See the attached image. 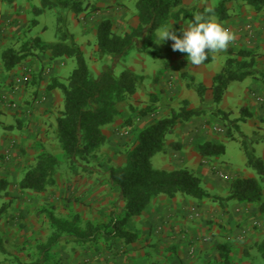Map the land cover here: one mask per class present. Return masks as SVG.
<instances>
[{"label":"trees","instance_id":"trees-1","mask_svg":"<svg viewBox=\"0 0 264 264\" xmlns=\"http://www.w3.org/2000/svg\"><path fill=\"white\" fill-rule=\"evenodd\" d=\"M13 0H10L12 2ZM40 6L32 12L39 16L48 9L59 8L62 12H71L75 17L86 11L100 10L89 0H39ZM216 3L206 6L184 4L183 0H136V16L138 25L129 31L117 33L111 19L99 22L96 31L97 55L99 59H112L111 65H104L101 73L94 77L91 73L81 48L74 42L73 35L64 27V13L58 17V41L46 43L39 37L30 38L20 50L13 47L5 48L0 57L4 71H11L22 61L39 54H49L52 59L75 58L76 68L66 82L54 78L50 88L58 89L63 99L60 115L55 120V140L62 152L63 160L71 165L88 162L97 158L98 152L107 143L104 130L114 122L119 113L118 106L128 102L138 91L145 90L144 76L130 69H124L119 75L114 72L115 63L128 56L134 49L138 52L152 54L153 36L159 28L170 26V22L191 23L195 15L216 18L219 22L227 21L234 16L233 10L240 6H249L254 12L264 11V0H205ZM109 8V6H106ZM35 18L32 27L37 26ZM178 26L177 28H181ZM141 39L142 44L137 46ZM224 66L213 78L210 86L194 81L193 77L183 74L186 88L193 90L199 97L200 106L192 108L188 101H183L179 110L170 112L158 118L152 124L142 128L132 147L125 150L126 162L121 166L109 168V182L119 191L123 207L119 211H111L109 221L105 224L87 222L82 224L79 217L65 220L45 211L49 222L50 234L43 243L37 245L38 258L29 264H45L48 253L61 243L85 244L98 240L105 243L119 240L133 243L137 239L135 232L129 229L131 220L140 217L151 203L159 198L174 199L178 195L196 200H210L219 203L224 208L229 202L250 204L264 211V189L253 178H236L230 182L229 193L226 197L212 195L202 184L201 178L187 168L156 169L152 158L165 152L168 137L173 135L176 128L183 123L205 115L208 111L224 122L227 126V136H233V130L240 131L239 123L245 122L250 112L241 108L239 118H231L230 112L217 107L233 82H241L247 78L257 80L264 90V70L256 65L254 54L248 50L227 51ZM202 64L209 65L215 60L216 53H207ZM40 73L39 80H42ZM40 83V82H39ZM211 92L214 107L205 103L207 92ZM210 108V110H208ZM143 110L142 114H147ZM4 124L0 121V128ZM233 138V137H232ZM241 145L246 154L247 165L264 177V162L255 154L254 144L264 141V135L254 132L251 137L241 133ZM179 149V143H170ZM223 143L205 141L199 145L202 157L213 158L225 154ZM60 158L53 152L43 149L37 153L34 161L24 171L19 181L21 191L40 194L56 184V172L61 166ZM9 182L0 178V222L8 214L11 203L3 201L7 198ZM256 249L264 262V240L257 243ZM221 256L225 264H229L227 248L221 247ZM0 251L4 252L0 237ZM22 264V263H21Z\"/></svg>","mask_w":264,"mask_h":264},{"label":"rangeland","instance_id":"rangeland-1","mask_svg":"<svg viewBox=\"0 0 264 264\" xmlns=\"http://www.w3.org/2000/svg\"><path fill=\"white\" fill-rule=\"evenodd\" d=\"M13 0H0V4L12 5L15 3ZM116 5L122 7L126 5L128 7V14L131 15L132 21L136 16V0H126L120 2V0H113ZM35 6H40L39 0H34ZM108 0H103V3ZM90 3V0H89ZM216 1L206 2L205 0H185V4L189 6L198 5L200 7L206 6L211 8ZM105 6H109L105 4ZM110 8V6H109ZM64 13L65 24L64 27L73 35L74 42L78 45L84 53L86 63L93 74L97 77L104 65H111L112 59L105 57L99 59L95 47H96V34L93 32H85L82 23L77 20L73 13L62 12L59 8L48 9L39 16H36L32 12V17L29 18L28 32L30 30L31 22L35 18L38 19V26L32 27L31 35L39 37L43 42L51 43L58 41V17ZM234 16L227 21L219 22L215 17L214 19L224 28L229 21H233L236 25H241L246 22V19L253 18L252 15H256L254 10L249 6L236 7L233 10ZM135 15V16H134ZM249 15V16H248ZM260 15V14H259ZM186 24L187 22H183ZM179 23L170 22V26L176 31L177 35H181V28H177ZM131 28L120 29L115 26L117 33H123L129 31ZM160 29V28H159ZM158 29V30H159ZM156 30L153 36V45L150 48L152 54L138 52L134 49L128 56L119 59L114 66V72L119 75L124 69H130L134 72L144 76V88L143 91H138L128 102L121 103L118 106L119 113L114 119V122L107 126L105 130L113 132L116 140L112 138L107 139V143L98 152L97 158H93L87 162H79L76 165H71L69 162L63 160L62 152L55 140H52L53 148L51 152L55 153L61 160V166L56 172V184L52 187H48L46 191L40 194H34L31 192L21 191L19 189V181L23 177L24 171L33 163L37 153L29 150L18 151L16 154H10V160H1L2 164L13 163L8 169V166L3 172H0V178H5L9 182L8 197L3 201H10L11 207L8 214L0 222V237L2 239V246L4 252L0 251V264H29L34 262L38 258L37 245L43 243L50 234L49 222L46 218L45 211L51 210L54 214L65 220H72L78 216L82 224L91 222L94 224H105L109 221L110 213L112 210L119 211L123 207L119 191L113 188L109 182V168L114 166H121L126 162L125 150L132 147L135 142L138 132L146 126L155 122L158 118L170 114V112L179 110L182 106V102L171 104V108L162 103V98H159L157 94L153 93L154 84L158 82V76L167 72V66L169 63V54L172 51V41L168 40L164 43H158L156 36ZM231 33V32H230ZM233 39L229 43V46L223 50L216 52L215 60L209 64L194 65L190 62H186L185 66L179 69L181 77L176 84L173 83V90L179 91L182 88H186V80L183 78V74L188 77H193L197 83L211 85V76L220 72L227 58V50L232 48L234 52L239 50H248L253 52L254 59L258 68L263 69L264 66V54L256 53L255 50H250L244 43L241 44L242 38L248 37V35H234ZM23 43L16 42L11 46L16 50H20ZM142 44V40L137 41V46ZM7 48V47H6ZM5 48H3L1 53ZM31 58V57H29ZM54 66L58 68L62 67L61 76L64 82L67 81L73 70L76 68L75 58H65V61L58 59L54 62ZM189 64V66H187ZM0 65L2 67L1 61ZM3 68V67H2ZM168 73L164 74L165 76ZM164 76V77H165ZM254 81V82H252ZM253 83L255 89L253 92L257 93L256 96L258 103L262 110H264V94H260L259 83L257 80L247 78L241 82H233L224 97L222 103L217 105L218 108L225 106L232 110L231 118H239L240 110L242 106H246L249 112H252V117L246 119L245 122H240V131L233 130V138L227 136V126L222 120L215 118L211 111H208L205 115L196 117L194 120L198 124L201 120L209 119L205 123L207 126H212L214 119L219 120L220 126H212L215 133L222 135L220 142L225 145V154L218 158V164L220 170L233 177L253 178L257 180L264 189V177L260 176L256 170L247 165L246 154L241 145V133L249 137L254 132L260 135H264V120L253 125V121L261 119V111L255 109V103L248 98V88ZM210 92V91H209ZM187 94L193 103L199 102V97L195 91L189 90ZM206 101V99H205ZM208 107H214L212 100L206 102ZM173 106V107H172ZM227 108V107H226ZM148 110L147 114H142V111ZM228 109V108H227ZM210 110V108L208 109ZM233 114V115H232ZM263 115V114H262ZM199 121V122H198ZM194 123L195 129L198 124ZM262 123V124H261ZM218 124V123H217ZM181 125V124H180ZM179 125V126H180ZM202 125V124H201ZM200 125V126H201ZM178 126V127H179ZM7 126L0 128L1 131H5ZM178 129V128H177ZM188 131V130H186ZM185 131V132H186ZM127 132V134H125ZM54 135V133H53ZM193 136H196L193 135ZM175 136L168 137L165 152L158 153L152 158V165L156 169H171V166H175L177 163V155L180 150L175 149L170 143ZM191 137V136H190ZM178 139V138H177ZM194 141V140H192ZM196 141H201L198 138ZM195 141V142H196ZM194 142V143H195ZM193 143V144H194ZM197 143V142H196ZM198 145V144H197ZM255 154L261 158L264 162V141L255 143ZM3 157V158H2ZM0 159H4V156ZM17 159V160H16ZM4 166H1V168ZM178 198L186 197L178 195ZM189 201H195L196 199L187 197ZM213 205H219V203L212 202ZM138 218L131 220L129 229L135 231L138 229ZM122 241L114 240L112 244L103 242V240L94 241L85 244L74 243H61L53 248L48 253V260L45 264H95L98 255L105 254V249L110 250L116 256L125 254L124 246H118ZM256 262L254 264H264L259 252H256Z\"/></svg>","mask_w":264,"mask_h":264},{"label":"crops","instance_id":"crops-1","mask_svg":"<svg viewBox=\"0 0 264 264\" xmlns=\"http://www.w3.org/2000/svg\"><path fill=\"white\" fill-rule=\"evenodd\" d=\"M120 2L126 4V0H120ZM183 2L185 4V0ZM34 3V0H19L10 6L0 4V52L16 42L23 43L30 38H35L31 35L32 29L29 32L27 30L32 10L37 7ZM90 4L100 10L86 11L79 18L75 17L82 23L87 33L96 34L98 24L103 19H111L114 26L122 30L138 25L137 16L134 15L132 21L126 5L119 7L113 0H108L106 3H103V0H90ZM105 4H108L110 8H106ZM252 17L246 19V22L241 25H236L233 21L225 25L231 34L248 35L245 39L242 38L241 44L247 40L245 42L247 48L254 49L257 54L263 55L264 11ZM179 25L185 27L187 23L181 22ZM95 50H97V45ZM57 60L52 59L49 54H39V56L22 61L8 72L4 71L0 65V121L7 126L5 131L2 130L0 133V157L4 156V159L2 157L0 161L10 160L9 155L13 156L18 151L29 150L39 153L43 149L50 151L54 147L51 142L52 135L55 120L63 107V99L60 91L55 88L51 89L50 85L54 78L59 82H64L59 78L62 67L54 66ZM60 61H65V59H60ZM168 61L166 72L168 74L158 76L159 80L154 84L153 93L162 98V103L168 108H171L169 107L171 104L177 105L179 101H188L192 108L199 107L200 101L193 103L187 94L189 91L187 88L184 87L179 91L173 90L172 82L175 84L179 82L180 73L183 72H179V69L188 61L187 54L172 50ZM40 73H42V80L38 78ZM215 75L211 76V80ZM14 76L26 78L25 84L17 92L13 89L11 82ZM258 85L261 89L260 94H264L263 88L260 84ZM255 88L252 83L248 88L247 96L255 103V109L262 113L261 119L253 121V125L264 120V110L261 109L256 98L258 94L252 90ZM209 99L212 100V96L208 91L205 103L209 102ZM12 101L16 102V107L11 106ZM243 107L247 108L245 105L241 108ZM220 109L225 112L232 111L227 103ZM252 115L250 112L248 118ZM207 120L209 119H205V122L204 120L198 121L200 123L198 124L192 119L181 124L177 127L178 129L176 128L172 142H179L181 147L178 149L180 152H176L178 161L175 166H171V169L191 170L201 178L203 187L209 193L226 197L229 193L230 182L240 177L223 173L218 164L219 157L207 158L200 155L199 145L203 142L221 143L222 135L216 134L212 128V126H220V121L214 119L212 126H207L205 124ZM194 123L198 124V129H195ZM104 134L107 139H117L108 129L104 130ZM195 134L196 136H193ZM198 138L201 141H196ZM15 162L17 163V161L10 164L0 162V172H3L7 166L9 169ZM1 166L4 167L1 168ZM3 174L7 173L3 172ZM262 198L264 200V193ZM137 218L138 229L134 231L137 235L136 241L122 242L118 245L124 246L125 254L122 252V255L116 256L110 250L105 249V254L98 255L99 258L93 263L225 264L221 256V247H226L229 264H254L257 259L255 245L264 240V211H260L253 205L234 201L222 208L220 205H213L210 200L189 201L187 196L175 197L171 200L159 198L154 200ZM108 244L111 245L112 242Z\"/></svg>","mask_w":264,"mask_h":264},{"label":"clouds","instance_id":"clouds-1","mask_svg":"<svg viewBox=\"0 0 264 264\" xmlns=\"http://www.w3.org/2000/svg\"><path fill=\"white\" fill-rule=\"evenodd\" d=\"M177 35L172 26H163L158 32V43L172 41V49L187 54L188 62L199 65L207 53L225 50L232 41V34L212 17L195 15L193 21L180 29Z\"/></svg>","mask_w":264,"mask_h":264},{"label":"built area","instance_id":"built-area-1","mask_svg":"<svg viewBox=\"0 0 264 264\" xmlns=\"http://www.w3.org/2000/svg\"><path fill=\"white\" fill-rule=\"evenodd\" d=\"M11 82L13 84V89L17 92L18 89L22 88V86L25 84L26 78L24 76H14ZM263 102L264 101L262 100V103ZM11 106L16 107V102L12 101Z\"/></svg>","mask_w":264,"mask_h":264}]
</instances>
